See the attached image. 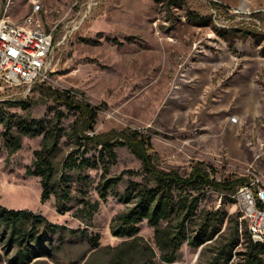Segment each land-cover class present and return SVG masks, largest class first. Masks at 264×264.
Masks as SVG:
<instances>
[{
    "label": "rangeland",
    "instance_id": "rangeland-1",
    "mask_svg": "<svg viewBox=\"0 0 264 264\" xmlns=\"http://www.w3.org/2000/svg\"><path fill=\"white\" fill-rule=\"evenodd\" d=\"M37 5L35 19L54 38L52 71L31 86L0 81V115L13 120L14 132L20 123L48 124L62 112V127L71 134L80 113L56 104L48 92L74 90L103 107L97 134L151 130V152L162 169L186 175L202 163L219 179L246 180L255 170L264 180V0H0V19L23 24ZM5 130L0 121V206L31 210L68 229L29 264H210L217 256L223 263L238 225L241 243L228 264H246L242 234L249 230L233 196L209 190L197 219L215 218L220 233L200 248L184 244L177 260L166 263L147 220L131 248L123 245L131 239L112 235L114 219L129 209L118 196L110 195L90 222L79 204L60 215L54 196L42 203L40 178L26 172L43 135L23 136L21 149L10 155ZM61 148L60 161L78 150L69 135ZM116 154L110 176L122 175L118 192L124 194L131 181L143 182L142 162L127 147ZM101 166L87 172L93 186ZM98 198L92 190L91 199ZM91 239L99 248L92 249ZM18 251L0 231V264H11Z\"/></svg>",
    "mask_w": 264,
    "mask_h": 264
},
{
    "label": "trees",
    "instance_id": "trees-1",
    "mask_svg": "<svg viewBox=\"0 0 264 264\" xmlns=\"http://www.w3.org/2000/svg\"><path fill=\"white\" fill-rule=\"evenodd\" d=\"M193 17L199 18L192 15L190 19H194ZM48 95L56 104L65 106L70 112L80 113L72 125L71 134L62 127V112H57L55 119L48 124L35 120L20 123L17 133L13 131V120L9 116L0 115V121L6 127L3 137L10 155L21 149L23 136L43 135L42 148L35 151L34 162L26 172L29 176L40 178L42 203H46L54 196L56 210L60 215L70 211L74 203L79 204L78 213L90 222L101 204L108 202L110 195L118 196L119 201L128 205L129 209L114 219L112 235L131 239L132 242L123 244L131 248L134 240L138 238L139 225L147 220L149 226L154 229V239L161 259L166 263H174L177 260L184 244L200 248L220 233L215 218L197 219L200 204L209 190L234 196L245 179L230 177L219 179L215 176V169L202 163L194 165L191 172L186 175L176 170L162 169L151 152V130L127 128L113 132L114 134H97L95 125L99 113L104 110L102 106H93L80 100L78 92L74 90L50 89ZM68 135L78 150L60 161L58 158L62 152L61 141ZM118 147H127L142 162L143 182L131 181L124 194L118 192L122 175L110 176L111 167L116 162ZM90 153L93 154L89 156ZM100 166L102 168L100 181L93 186L87 172ZM92 190L98 194V199H91ZM194 224L197 226L195 234H192L191 226ZM246 225L248 228V224ZM240 230L238 225L232 252L241 243ZM0 231L9 236V244H16L19 248L11 264H29L32 260L45 255V247L50 244L52 236L62 235L68 229L31 210L0 206ZM248 234V231L242 234L245 238L243 244L246 245L244 261L246 264H260L264 257V245L255 244ZM91 243L92 249L99 248V240L91 239ZM232 252L223 263H221L223 256H217L210 264H228ZM152 253L155 255L153 251ZM224 253L222 252V255ZM120 255L121 252L117 257Z\"/></svg>",
    "mask_w": 264,
    "mask_h": 264
},
{
    "label": "built area",
    "instance_id": "built-area-1",
    "mask_svg": "<svg viewBox=\"0 0 264 264\" xmlns=\"http://www.w3.org/2000/svg\"><path fill=\"white\" fill-rule=\"evenodd\" d=\"M39 11L40 6H35L23 24L0 19V81L7 87L31 86L49 79L54 38L35 19ZM233 198L247 221L251 240L264 245V180L249 170Z\"/></svg>",
    "mask_w": 264,
    "mask_h": 264
},
{
    "label": "bare ground",
    "instance_id": "bare-ground-1",
    "mask_svg": "<svg viewBox=\"0 0 264 264\" xmlns=\"http://www.w3.org/2000/svg\"><path fill=\"white\" fill-rule=\"evenodd\" d=\"M232 121L233 122H238V118L237 117H234V118H232Z\"/></svg>",
    "mask_w": 264,
    "mask_h": 264
}]
</instances>
